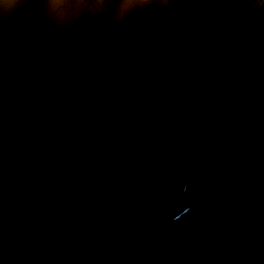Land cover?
<instances>
[{"label": "rangeland", "instance_id": "rangeland-1", "mask_svg": "<svg viewBox=\"0 0 264 264\" xmlns=\"http://www.w3.org/2000/svg\"><path fill=\"white\" fill-rule=\"evenodd\" d=\"M252 3L169 0L119 26L109 7L59 29L29 0L0 21V264H264V17H239ZM185 181L218 188L179 196Z\"/></svg>", "mask_w": 264, "mask_h": 264}, {"label": "clouds", "instance_id": "clouds-1", "mask_svg": "<svg viewBox=\"0 0 264 264\" xmlns=\"http://www.w3.org/2000/svg\"><path fill=\"white\" fill-rule=\"evenodd\" d=\"M29 0H0V21L20 13ZM46 19L56 28L72 27L81 18L103 16L111 7L113 25L150 6L166 9L169 0H42ZM252 10L264 17V0H253Z\"/></svg>", "mask_w": 264, "mask_h": 264}, {"label": "bare ground", "instance_id": "bare-ground-1", "mask_svg": "<svg viewBox=\"0 0 264 264\" xmlns=\"http://www.w3.org/2000/svg\"><path fill=\"white\" fill-rule=\"evenodd\" d=\"M180 251H181L180 249H176V246L173 247L172 254H171V260L175 261L177 259L176 255L180 253Z\"/></svg>", "mask_w": 264, "mask_h": 264}]
</instances>
